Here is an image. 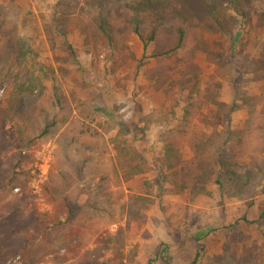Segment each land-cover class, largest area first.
Masks as SVG:
<instances>
[{
	"label": "trees",
	"instance_id": "1",
	"mask_svg": "<svg viewBox=\"0 0 264 264\" xmlns=\"http://www.w3.org/2000/svg\"><path fill=\"white\" fill-rule=\"evenodd\" d=\"M250 5V0H59L49 20L40 15L53 65L19 70L17 79L25 81L0 100V264L17 257L23 264H44L51 257L55 264H130L138 246L130 248L127 234L143 225L165 195L194 201L211 197L214 186L229 201L252 204L264 186V48L244 69L262 81L259 94L230 104L203 85L197 62L201 54L215 76L232 73L233 62L213 47L236 48L239 32L253 20ZM24 10L18 0H0V90L14 77L15 66L39 57L17 36ZM257 16L264 26V11ZM71 32L93 55L108 51L109 63L121 54L113 67L137 64L163 105L148 116L137 105L127 116V104L100 106L70 96L62 79L71 77L67 67L77 59ZM132 36L142 44L140 57L128 47ZM242 110L247 119L234 127L233 115ZM152 127L161 128L159 155L155 147L151 154L137 148ZM49 140L57 146L42 187L50 210L40 212L24 165L34 162L29 152ZM152 172L156 178L144 182L145 191L124 189ZM16 189L19 194L5 202Z\"/></svg>",
	"mask_w": 264,
	"mask_h": 264
},
{
	"label": "rangeland",
	"instance_id": "2",
	"mask_svg": "<svg viewBox=\"0 0 264 264\" xmlns=\"http://www.w3.org/2000/svg\"><path fill=\"white\" fill-rule=\"evenodd\" d=\"M250 1L253 20L245 26L244 31L239 32L236 48L231 50L226 46L213 47L214 50L225 53L233 62L232 73L217 77L214 66L207 63L204 55L199 54L197 58L202 70L203 85H208L211 90L219 93L220 100L226 104L246 94L258 95L263 86L262 81L244 73V69L259 58L264 48V26L260 27L257 16L264 11V0ZM58 2L59 0H18V3L25 5V10L18 22L17 36L27 41L39 57L30 56L23 67L13 68L11 72L14 77L0 90V100L11 95L14 87L25 81L24 76L17 79L15 74L19 70L23 73L27 70L32 72L37 64L53 65V55L46 43L40 15L43 14L49 20L51 8ZM205 36L207 38L208 35ZM69 40L77 55L76 62L67 67L71 71V77L62 79L65 91L70 96L74 95L86 102H97L100 106L127 104V116L133 115L137 105L145 116L163 105L164 98L150 89L142 73H138L137 64L127 61L120 68L113 67L112 63L118 62L121 54H116L115 61L109 63L106 61L108 51L100 50L98 56L93 55L91 49L83 45L77 32H71ZM56 42L60 44L63 40L58 39ZM127 44L134 54L141 56L142 44L137 38L130 37ZM74 80L80 84L75 85ZM246 119L245 110L236 112L233 115L234 127L241 126ZM160 132L161 128L152 127L146 134L145 142L142 145L137 144L139 151L147 150L151 154L155 147V152L159 155ZM56 151L55 140L40 143L29 152L34 162L24 165L32 177L29 189L40 212L50 210L43 197L42 187L49 181ZM43 158L49 162L48 170L46 167L41 168ZM42 170H47L46 177H40ZM155 178L156 173L152 172L126 184L124 189L136 193L145 191L144 182L153 183ZM152 191L157 193L156 188ZM210 191L213 193L211 197L201 196L194 201L187 195H165L157 200L156 206L146 213L143 225L140 228L133 225L132 232L127 234L130 248L138 246V257L130 264H167L165 258H169V264H193L199 252L203 258L197 264H264V186L258 189L252 204L229 201L221 197L214 186L210 187ZM19 192V189L14 190L5 202L13 200ZM85 200V197H81L80 202ZM116 228L117 226L113 227L112 231ZM60 254H64V251ZM54 260V257L47 258L44 264H55ZM7 264L23 262L17 257L10 259Z\"/></svg>",
	"mask_w": 264,
	"mask_h": 264
},
{
	"label": "built area",
	"instance_id": "3",
	"mask_svg": "<svg viewBox=\"0 0 264 264\" xmlns=\"http://www.w3.org/2000/svg\"><path fill=\"white\" fill-rule=\"evenodd\" d=\"M42 163L43 164H41V168H45L46 167V169L48 170V160H46L45 158H43L42 159ZM47 170H46V172H45V170H42V171H40V174H41V176L40 177H46V175H47ZM39 187L40 186H38V189H39Z\"/></svg>",
	"mask_w": 264,
	"mask_h": 264
},
{
	"label": "crops",
	"instance_id": "4",
	"mask_svg": "<svg viewBox=\"0 0 264 264\" xmlns=\"http://www.w3.org/2000/svg\"><path fill=\"white\" fill-rule=\"evenodd\" d=\"M113 227H115V226H113ZM113 227H112V228H113ZM148 262H149V260H148Z\"/></svg>",
	"mask_w": 264,
	"mask_h": 264
}]
</instances>
